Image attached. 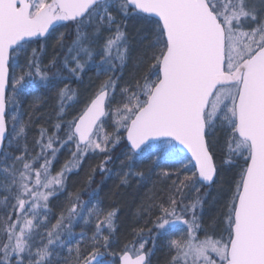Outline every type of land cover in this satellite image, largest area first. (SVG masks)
<instances>
[{
	"label": "snow or ice",
	"instance_id": "snow-or-ice-1",
	"mask_svg": "<svg viewBox=\"0 0 264 264\" xmlns=\"http://www.w3.org/2000/svg\"><path fill=\"white\" fill-rule=\"evenodd\" d=\"M117 14L142 20L151 34L136 60L144 70L122 87L115 73L123 75L130 47ZM105 31L110 35L97 51ZM53 38L65 54L44 65ZM97 55V75L107 79L66 120L77 92L65 81L79 79ZM41 87L56 90L57 118L51 133L41 128L39 150L30 151L21 143L27 133L19 97ZM221 134L220 162L236 174L217 234L200 223L201 198L185 203L184 190L199 193L214 181ZM122 140L129 162L153 161L165 178L176 177L167 200L148 206L173 253L170 264H264V0H0V264H100L117 210L72 194L66 214L52 223L49 201L87 156L109 153ZM65 146L70 159L53 173ZM110 159L101 161L102 173ZM131 169L129 163L121 184ZM77 220L94 224L90 250L82 251L83 231L72 243ZM147 242L126 245L120 264H148Z\"/></svg>",
	"mask_w": 264,
	"mask_h": 264
},
{
	"label": "trees",
	"instance_id": "trees-1",
	"mask_svg": "<svg viewBox=\"0 0 264 264\" xmlns=\"http://www.w3.org/2000/svg\"><path fill=\"white\" fill-rule=\"evenodd\" d=\"M117 19L120 22L122 30L126 33L130 47V59L123 69V75L116 72L115 75L120 76L118 87L124 86L126 83H131L134 74H138L144 70L136 67L137 57L146 50V47L151 40V34L147 26L142 20L135 17H123L117 14ZM65 31V29L63 30ZM114 31V29H113ZM110 35L107 31L103 33L99 44L96 46L99 51L104 39ZM46 45L43 52V63L47 65L53 59H62L64 52L56 43L55 39H51ZM71 42V37H68L64 43ZM31 47H37L32 44ZM31 47L28 50V55L31 54ZM27 61V56L22 54L19 57V62L23 65ZM100 62V56L90 62L84 73L79 79L71 78L65 81L72 89L77 92V101L72 104L66 112V120H71L77 116L83 109L85 103L96 92L101 83L107 79L104 74L97 75V66ZM51 69L49 73L51 74ZM63 87V84L60 85ZM32 96L35 99H31ZM37 97L39 98L37 101ZM118 97V91H117ZM23 108V123L26 125L28 149L31 151L36 148L35 140L39 138L41 128L48 129V132L53 131V125L57 118L58 97L56 90H48L39 88L31 95L19 97ZM111 131V128H108ZM22 143V144H23ZM58 147V145H56ZM5 148L11 152H17L14 147ZM216 152V163L218 165V174L212 186L201 187L199 193L193 192L191 189H185V203H188L196 196L202 200V210L197 209V214L200 218V223L208 232L216 229L223 221V213L225 211V203L233 186V178L236 174L235 169H231L226 165L221 164V158L225 154L223 145V135L220 136V144L214 149ZM125 141L112 147L109 153L90 154L87 156L82 166L78 171H73L66 183V190L60 192L57 196L51 197L52 208V223L62 211H65L75 198L72 194H79L81 200H91L93 197L95 202L102 205L105 210L116 209L117 215L114 221L115 231L111 233L109 245L107 249H101L105 254V260L108 261L111 254L120 255L124 252L125 246L132 248L133 244L138 246L141 240H147L145 251L149 252V258L157 257V260L162 262V254L166 251L167 244L165 239L157 235L158 230L153 227L155 208L148 211V206L151 202H158L161 198L167 200L172 179H176L175 175L165 178L162 170L156 166L153 161L134 159L129 162L125 157ZM111 156V159L106 164L109 171L102 173L99 169L101 161L105 156ZM70 159V150L68 146L59 149L56 159L52 165V171L55 173L61 169L66 161ZM129 163L132 165L131 174L129 175V183L121 184L120 177L126 172H129ZM164 171L175 172L176 169H164ZM136 172H142L143 178L135 175ZM182 178V176H181ZM91 179V183L89 180ZM3 193L0 194L2 198ZM92 196V197H91ZM149 229L152 231L150 232ZM142 230V231H141ZM108 235L107 229L104 231ZM92 246V245H91ZM91 247L84 248L82 251L90 250ZM118 264V259H116Z\"/></svg>",
	"mask_w": 264,
	"mask_h": 264
},
{
	"label": "rangeland",
	"instance_id": "rangeland-1",
	"mask_svg": "<svg viewBox=\"0 0 264 264\" xmlns=\"http://www.w3.org/2000/svg\"><path fill=\"white\" fill-rule=\"evenodd\" d=\"M64 29H60V31H63ZM55 39V38H54ZM49 41H52L51 39H49L48 41H47V43L49 42ZM47 46V45H46ZM46 46H45V48H46ZM36 98V97H35ZM33 96H32V98L31 99H35ZM20 101V100H19ZM13 108L10 106L9 107V123H8V127H9V131L11 132V129H12V121H11V119H10V116H11V114H12V112H13ZM18 111H19V113H20V115L22 116V121H20V122H23V108H22V105H21V101H20V105H19V109H18ZM108 130V129H107ZM21 143H23V140L21 141ZM13 147L16 149V147H15V142L13 143ZM123 153H125V152H123ZM53 172V171H52ZM54 173V172H53ZM1 194V193H0ZM92 197V196H91ZM82 201H84V200H82ZM92 201H94L95 202V199H94V197L91 199V200H87L86 202H92ZM51 204V198H50V201H49V205ZM50 209H51V211H50V213H49V218H50V220H51V222H52V208H51V206H50ZM60 211H62V209L60 210ZM54 223V222H53ZM223 221H222V223H220L219 224V226L216 228V229H214L213 231H215L217 234H219V232L223 229ZM74 231H75V233H76V236H74L73 237V240H72V243H73V245L75 244V241L79 238V234H80V232L81 231H83L84 232V234H85V239L81 242V247H82V250L84 249V248H88V247H91V243H90V238H91V235L93 234V232H94V224H89V225H84L80 220H77V222L75 223V225H74ZM212 231H210L209 233H211ZM203 231H201L200 233H199V235L202 237L203 236ZM165 239V243L167 244V248H166V251L162 254L163 256H162V262H160L159 260H157V257H153V258H149V256H148V264H170V262H171V256H172V252L169 250V247H168V241H167V239L166 238H164ZM111 247L112 246H110L109 245V247L108 248H110V250H111ZM138 247V246H137ZM112 251V250H111ZM65 254V256H67V253L65 252L64 253ZM118 257H119V255H116V254H114V253H112L111 254V257H110V259L108 260V261H106V262H104V263H100V264H117L116 263V259H118Z\"/></svg>",
	"mask_w": 264,
	"mask_h": 264
},
{
	"label": "water",
	"instance_id": "water-1",
	"mask_svg": "<svg viewBox=\"0 0 264 264\" xmlns=\"http://www.w3.org/2000/svg\"><path fill=\"white\" fill-rule=\"evenodd\" d=\"M125 143H126V141H125ZM215 179H216V177L214 178V181H215ZM214 181L211 183V184H204V187H210V186H212V184L214 183ZM121 256V255H120ZM120 256H119V258H118V264H120ZM105 254H103V256L102 257H100V262L102 261V260H104L105 259Z\"/></svg>",
	"mask_w": 264,
	"mask_h": 264
}]
</instances>
